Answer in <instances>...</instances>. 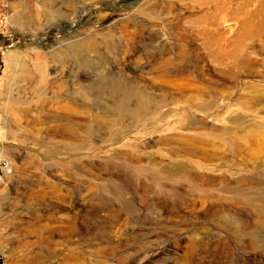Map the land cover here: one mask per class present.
<instances>
[{
  "label": "rangeland",
  "instance_id": "obj_1",
  "mask_svg": "<svg viewBox=\"0 0 264 264\" xmlns=\"http://www.w3.org/2000/svg\"><path fill=\"white\" fill-rule=\"evenodd\" d=\"M247 254L264 264L261 0H0V264Z\"/></svg>",
  "mask_w": 264,
  "mask_h": 264
},
{
  "label": "bare ground",
  "instance_id": "obj_2",
  "mask_svg": "<svg viewBox=\"0 0 264 264\" xmlns=\"http://www.w3.org/2000/svg\"><path fill=\"white\" fill-rule=\"evenodd\" d=\"M261 6H264V0H261ZM75 7H76V5H75ZM118 17H119V14H112V15H110V16H108L103 22H102V26H105V25H109V24H112L113 22H115L117 19H118ZM126 25H127V23L126 22H123V23H121V25H120V30H125V28H126ZM186 45H187V47L189 46L191 49H193L194 51H196L195 49L197 48V46H195V42L194 43H190L191 45H189L188 44V40H186ZM181 47L183 48V46L181 45ZM188 47V48H189ZM248 48V46L246 45V43H245V39L243 38L242 40L240 39L238 42H237V44H236V46H235V49H234V54H236V53H240L243 49H247ZM130 54V53H129ZM128 56V55H127ZM168 61L167 60H164L163 62H161V66H159L160 68H159V73L161 74V75H164V74H168V73H170V72H173L174 74H181V73H183V72H185L186 71V69L184 68V67H179V66H176V67H173V66H171V67H169L168 68V66L166 67V65L168 64L167 63ZM166 64V65H165ZM204 67H205V69H208L209 67H210V63L208 62V63H205L204 64ZM167 68V69H166ZM207 71V70H206ZM199 74H201V76L204 74L203 72H200ZM24 121V120H23ZM8 126V125H7ZM232 130H235V127H232ZM22 155V154H21ZM18 158H20V155H18ZM22 159V158H21ZM47 172V171H46ZM50 173V172H49ZM54 173V172H53ZM14 180V179H13ZM16 180V179H15ZM256 180V179H255ZM47 181V180H46ZM45 181V182H46ZM260 181H261V179H260ZM256 182V181H255ZM44 184V183H43ZM49 184V183H48ZM47 185V184H46ZM44 191H47V190H44ZM55 199V198H54ZM240 200V199H239ZM59 204V203H58ZM61 206V205H60ZM54 207V206H53ZM67 207V206H66ZM60 208V207H59ZM64 208H65V206H64ZM54 209H56V208H54ZM53 209V210H54ZM70 210V209H69ZM51 220V219H50ZM57 227V226H56ZM56 233V232H55ZM66 240V239H65ZM6 247H8V246H6ZM37 252V251H36ZM60 254H63V251H60ZM38 256V255H37ZM42 257L43 258H47V259H49L50 258V253L49 252H47V253H45V251H44V253L42 254ZM36 258V257H35ZM76 259L77 260H80V258L79 257H76ZM249 256H248V254H247V256L245 255V257H244V259H243V261H245L246 263H248L249 264ZM253 260V259H252ZM255 260H256V258H255ZM243 261H241V262H243ZM256 262V261H255ZM253 264V263H252Z\"/></svg>",
  "mask_w": 264,
  "mask_h": 264
},
{
  "label": "built area",
  "instance_id": "obj_3",
  "mask_svg": "<svg viewBox=\"0 0 264 264\" xmlns=\"http://www.w3.org/2000/svg\"><path fill=\"white\" fill-rule=\"evenodd\" d=\"M3 164H4V168H5V170L7 169V170L10 171L9 163H8L7 161H4Z\"/></svg>",
  "mask_w": 264,
  "mask_h": 264
}]
</instances>
